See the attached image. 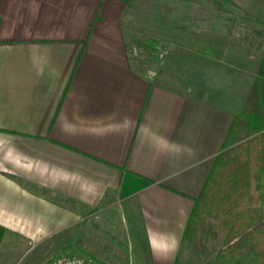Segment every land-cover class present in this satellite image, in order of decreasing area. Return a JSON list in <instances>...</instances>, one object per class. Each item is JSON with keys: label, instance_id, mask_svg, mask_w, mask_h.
<instances>
[{"label": "crops", "instance_id": "crops-1", "mask_svg": "<svg viewBox=\"0 0 264 264\" xmlns=\"http://www.w3.org/2000/svg\"><path fill=\"white\" fill-rule=\"evenodd\" d=\"M123 9L122 0H0V225L19 249L67 229L57 252L108 264L85 243L100 233L126 244V264H175L236 109L180 77L148 79ZM90 212L100 220L82 219Z\"/></svg>", "mask_w": 264, "mask_h": 264}, {"label": "rangeland", "instance_id": "rangeland-1", "mask_svg": "<svg viewBox=\"0 0 264 264\" xmlns=\"http://www.w3.org/2000/svg\"><path fill=\"white\" fill-rule=\"evenodd\" d=\"M122 1L127 44L136 47L138 59L143 60L141 64L146 65L145 69L153 68V78L168 75L180 77L191 88L192 94L237 109L258 60L264 56V0H217L220 5L213 0ZM157 46L167 50L160 60L156 59ZM91 213L82 219L90 216L91 220H100L97 215L91 217ZM114 227L111 233L118 239L121 233L118 226ZM88 229L93 230L92 223L87 226ZM66 230L24 249L17 248L20 241L17 233L3 231L0 238V264H43L54 253L68 255L66 250L57 252L52 248L57 240L61 241L69 234ZM89 235L93 237L91 241L85 239L89 251L108 264L131 262V252L125 243L122 246L100 233ZM74 241L82 244L81 233L75 231ZM208 251L210 254L201 252L196 257L188 245L182 242L175 264L252 262L247 258L225 260L215 252ZM69 255L102 264L81 255Z\"/></svg>", "mask_w": 264, "mask_h": 264}, {"label": "trees", "instance_id": "trees-1", "mask_svg": "<svg viewBox=\"0 0 264 264\" xmlns=\"http://www.w3.org/2000/svg\"><path fill=\"white\" fill-rule=\"evenodd\" d=\"M222 147L194 199L181 241L196 257L210 250L223 259L264 264V56ZM3 231L0 226V238Z\"/></svg>", "mask_w": 264, "mask_h": 264}, {"label": "built area", "instance_id": "built-area-1", "mask_svg": "<svg viewBox=\"0 0 264 264\" xmlns=\"http://www.w3.org/2000/svg\"><path fill=\"white\" fill-rule=\"evenodd\" d=\"M130 52L133 55H136V47L135 46H131L130 47ZM167 50L165 47H161V46H157L156 47V59L160 60L164 57V55L166 54ZM155 74V71L153 70V68L149 67L145 69V76L148 79H151ZM43 264H96V263H92L89 260L86 259H82L79 258L77 256H73V255H56V256H52V257H48L44 260Z\"/></svg>", "mask_w": 264, "mask_h": 264}]
</instances>
